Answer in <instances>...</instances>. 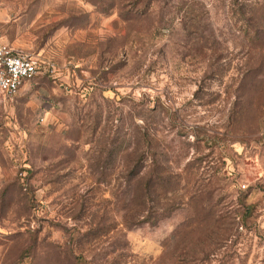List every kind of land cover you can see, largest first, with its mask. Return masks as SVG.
Segmentation results:
<instances>
[{
  "label": "rangeland",
  "instance_id": "obj_1",
  "mask_svg": "<svg viewBox=\"0 0 264 264\" xmlns=\"http://www.w3.org/2000/svg\"><path fill=\"white\" fill-rule=\"evenodd\" d=\"M0 41L43 60L0 96V264H264V0H0Z\"/></svg>",
  "mask_w": 264,
  "mask_h": 264
},
{
  "label": "built area",
  "instance_id": "obj_2",
  "mask_svg": "<svg viewBox=\"0 0 264 264\" xmlns=\"http://www.w3.org/2000/svg\"><path fill=\"white\" fill-rule=\"evenodd\" d=\"M42 67L43 60L36 52L0 41V96L17 94Z\"/></svg>",
  "mask_w": 264,
  "mask_h": 264
},
{
  "label": "trees",
  "instance_id": "obj_3",
  "mask_svg": "<svg viewBox=\"0 0 264 264\" xmlns=\"http://www.w3.org/2000/svg\"><path fill=\"white\" fill-rule=\"evenodd\" d=\"M144 164H133L130 165V170H128V184H129V198L130 202L134 205H136L139 210L134 212L132 214V219H137L141 215V208L143 205L147 202V198H150L152 194L158 190V183L156 178L150 177L142 186L138 187L140 184V181L144 179ZM135 183V185H134ZM168 214V213H167ZM167 214L160 213L158 218L156 219V222ZM148 221V220H146ZM155 222V223H156Z\"/></svg>",
  "mask_w": 264,
  "mask_h": 264
}]
</instances>
